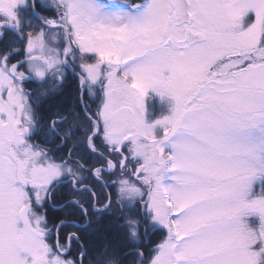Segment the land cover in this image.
I'll return each mask as SVG.
<instances>
[{"label":"rangeland","instance_id":"rangeland-1","mask_svg":"<svg viewBox=\"0 0 264 264\" xmlns=\"http://www.w3.org/2000/svg\"><path fill=\"white\" fill-rule=\"evenodd\" d=\"M206 2L215 5L208 11L217 18L218 27L228 43L243 52L255 53L264 34V0ZM46 3L49 9L56 11L58 17L53 18V23L59 24L61 30L45 27L29 17L24 11L28 0H0V26H10L21 32L23 39H19L16 45H23L19 48L21 52L25 44L29 49L27 71L0 70V90L7 89L8 92V99L0 100V113L5 117L0 120V152L4 153L0 157V259L3 264H59L63 259L52 249L51 224L47 217L46 225L45 214L29 203L33 194L41 201L48 197L51 205L59 207L55 204V195L58 190L65 189L71 197L69 201L80 204L83 215L91 221L87 216L89 208L107 207L104 202L108 193L101 185L127 179L129 184L115 185L111 199L112 208L120 210L116 204L124 209L130 208L135 195L119 191L130 185L129 168L121 173L116 155L117 149L125 143L132 149L129 155L137 158L134 163L143 161L140 171L145 173L144 186L153 189V204L164 222L168 221L167 209L174 205L180 210L201 209L186 222L184 235L199 230L211 231V236L206 242L187 249L180 259L218 258L222 264H255L252 254L244 249L257 238L253 231L256 220L264 222V199L249 197L244 200L242 193L249 184L255 188L264 175V151L257 148V145L264 144V59L256 55L251 57L257 68L243 88L226 82L233 74L239 73L243 56L229 59L222 51L217 52L204 64L184 73L190 80L202 79L209 65L214 64L212 70L221 83L215 94L207 98V106L199 118L185 129L188 136L180 147V156L175 167L167 173L170 178H165L164 186L157 192L154 186L159 183L160 169L155 162L170 158L153 148L156 124L152 121L157 117L176 116L174 106L179 100L180 93L176 91L179 86L167 84L153 72L134 77L130 87L135 90L137 108L141 113L145 112L146 103L147 120L133 121L128 112L134 110L127 106H121L119 111L109 106L102 114L98 112V106L101 87L106 81L110 95L115 97L117 94L115 67L127 62L125 56L129 51L156 43L158 32L167 24L166 15L154 12L152 21L137 34L127 24L117 27L90 24L91 10L85 7L83 0H46ZM60 7L64 10L62 17ZM252 12L257 16L256 26L250 31H242L241 22H246ZM42 17L48 21L49 17ZM62 25L67 27L69 40ZM76 48L80 49V54L74 55ZM66 53H69L67 64L79 72L81 81L88 85L87 91L81 87V106L91 125L82 129L87 146L97 129L92 120L98 121L100 126L93 147L101 154L88 149L104 161L93 170L80 162L58 163L47 152L48 147L39 145L34 141L35 137L29 140V128L34 131L36 126L32 98L20 90L19 83H13V78L22 80L26 75L31 77L30 83L40 80L44 83L48 79L59 81L66 69L62 61ZM81 64L83 69L77 67ZM122 79L127 80V76ZM158 88H164L167 94L157 95ZM86 92L96 101L95 111H90L85 103ZM95 105L90 104L92 108ZM158 122L178 129L185 127L182 119ZM95 140L103 148H97ZM112 167L116 168L115 174L107 171ZM87 192L91 195L89 203L85 198ZM169 196L174 197L172 203H161ZM84 203H88L89 208ZM127 220L134 222L136 217L129 215ZM160 264H166V257H161Z\"/></svg>","mask_w":264,"mask_h":264},{"label":"snow or ice","instance_id":"snow-or-ice-1","mask_svg":"<svg viewBox=\"0 0 264 264\" xmlns=\"http://www.w3.org/2000/svg\"><path fill=\"white\" fill-rule=\"evenodd\" d=\"M83 3L91 10L90 24H108L113 27L127 24L137 34L143 26L152 21L154 12H162L167 17V24L161 27L154 45L129 51L125 56L127 62L115 67V75L118 78L117 94L115 97L110 95L106 81L105 86L101 87L102 95L98 106V112L101 114L103 109L109 106L116 111H119L121 106H127L134 110V112H128L133 121L147 120L146 103L145 112L142 114L137 108L135 90L130 87L134 77L153 72L167 84L179 86L176 91H179L180 96L174 106L176 116L157 117L152 121L156 124V143L153 148L170 158L155 162L160 171L159 183L154 188L155 191L160 192L165 178H170L167 177V173L175 167L176 159L180 156L181 145L187 139L188 132L185 129L192 121L199 118L202 110L207 106V98L215 94L221 83L216 78L217 73L212 70L215 67L214 64L209 65V70L202 79L190 80L184 76V73L204 64L217 52L222 51L223 55L229 59L234 56H243L244 59L239 62V73L233 74L232 79L226 81L237 88H243L257 68L256 62L251 57L256 55L264 59V34L256 45L255 53L243 52L231 46L218 27L217 18L208 11L215 5L206 0H159V2L158 0H83ZM24 11L32 19L41 20L42 14L49 12L50 9L46 0H28ZM47 19L49 22L45 27L61 30L59 24L53 23V18ZM113 21L119 23L114 24ZM241 24L242 31L253 29L257 24L255 12L250 13L246 22L242 21ZM29 31H31L30 22ZM17 38L23 39L21 32L10 26H0V70L12 69L17 73L28 70V45L25 44L24 51L21 52L16 45ZM73 54H80V49H74ZM77 67L83 69L84 65H77ZM225 67L228 65L226 64ZM125 75L127 80L122 79ZM69 76H76V72L73 70L64 74L58 81V86L47 92L40 91L42 80L36 81L37 87L34 88L30 83L31 77L27 75L22 80L13 78V83H19L20 90L30 99L33 94H36L37 108H44L49 105V102H54L51 107L55 108L59 103L57 98L62 95ZM76 79L77 89L83 87L87 91L88 85L84 84L79 76H76ZM156 93L157 95L167 94L164 88H158ZM88 98L93 99L91 96ZM7 99V89L0 90V100ZM4 118V114L0 113V120ZM165 119H182L185 127L178 129L167 123L158 122ZM52 122L49 121L50 126ZM50 130L55 131L54 128ZM43 132L41 124L34 130L33 135L40 140ZM257 148L259 151H264V144L257 145ZM131 150L129 144L125 143L117 149L116 155L120 161L117 165L120 172L123 173L126 168H129L128 176L131 177L130 185L119 191L121 193L128 191L131 195H135L133 204L128 209L116 204L120 214L113 219L112 189L117 183L129 184V181L127 179L119 182L112 180L107 185H101L108 193V199L104 202L107 207L101 205L102 211L97 207L91 209L93 213L101 217L96 223L86 219L83 224L77 225L79 231L76 235L68 232L63 234V238L61 229L67 226L66 222L52 223L50 226L52 249L57 257H63L59 264H105V257H111L106 264H160L161 257H166V264H222L218 258L180 259L187 249L206 242L211 236V231L193 230L189 235H184L186 222L201 211L199 208L180 210L174 205L167 209L168 221L164 222L153 204V189L144 186L145 173L140 171V163L143 161L134 163L137 158L129 155ZM3 155L4 153L0 152V157ZM112 163L115 164V161ZM107 171L109 174H115L116 168H108ZM249 197L264 199V175L261 176L255 188L251 184L245 188L242 198L248 200ZM173 201L174 197L169 196L167 199H162L161 203L167 205ZM29 203H32L37 211L45 214L46 225L48 207L51 206L53 211H60L64 207V205L59 207L51 205L48 197L41 201L35 194L32 195ZM129 215L136 217L134 222H127L134 223L135 227H126L124 221ZM114 221H120V223ZM255 223L256 227L253 231L257 238L247 245L244 251L252 254L251 259L255 264H264V222L257 219ZM0 264H3L2 259Z\"/></svg>","mask_w":264,"mask_h":264},{"label":"trees","instance_id":"trees-1","mask_svg":"<svg viewBox=\"0 0 264 264\" xmlns=\"http://www.w3.org/2000/svg\"><path fill=\"white\" fill-rule=\"evenodd\" d=\"M60 11L62 17L64 15V10L62 9V7H60ZM42 15H45L49 18L58 17L56 11L52 9H50L49 12L43 13ZM33 20L37 21L39 24H42L39 20ZM18 41L19 38H17L16 42ZM18 48H23V45L20 44ZM68 72H70L68 69H64V74ZM31 86L35 88L37 87V84L31 82ZM57 86L58 80L48 79L42 84V86H40V91L47 92L51 89L56 88ZM35 95L36 94H33L32 97V105L36 116V126L34 127V130H36L42 124L44 132L42 133V138L40 140H37L36 138L34 140H36L39 145H41V142L42 144L46 145V147H48L47 152H49V154L57 161L62 160L64 163L71 161L76 164L80 162L82 166H89V168L91 166V170L101 166V163L104 161L103 158L99 157L98 154L92 153L85 143L86 136H84V132L82 129L83 127L87 128V126L90 125V122L87 120L81 106V88L79 90L77 89L76 76L68 77L66 85L63 87L62 95L57 98L59 103L55 108L51 107V104L54 102H49V105L45 106L44 108H37L35 104ZM88 97L89 95L86 92L84 95L85 103L89 107L90 111H95L96 101L94 99H89ZM91 103L93 106L95 105V107H93L94 109L90 106ZM50 120L53 121L51 126L49 125ZM52 126H54L53 128L55 129V131L50 130ZM95 145H97V148H103L100 143H97V140H95ZM84 163L87 165H84ZM91 170L89 171L91 172ZM75 193L78 194L80 192L76 191ZM68 196L69 195L65 193V189L59 191V193H56L55 204H62L64 205V207L60 211H53L52 207H48L47 219L49 224H52L56 221H68L71 219L75 220L78 225L83 224L82 222L86 219V217L83 215L82 209L79 208L80 204H70L69 202H67V200H70L71 197ZM85 196L86 200L89 203L91 196L90 193L87 192ZM104 198H106V195H104ZM88 203H84L85 207L87 208H89ZM111 211L113 213V219L116 215L120 214V210L118 209L112 208ZM88 213L89 214L87 216L91 218L92 223H96L101 218L100 216L94 215L90 208L88 209ZM114 222L120 223V221ZM127 222L128 220L126 216L124 223L126 227H130V224H128ZM78 231L79 229L77 228V225L75 223H67V226L61 229V236L63 238V234L65 233L73 232L76 234ZM104 259L106 264L107 260L111 259V257H105Z\"/></svg>","mask_w":264,"mask_h":264},{"label":"water","instance_id":"water-1","mask_svg":"<svg viewBox=\"0 0 264 264\" xmlns=\"http://www.w3.org/2000/svg\"><path fill=\"white\" fill-rule=\"evenodd\" d=\"M44 26L45 25H47L48 24V22L49 21H47V20H45V19H41V20H39ZM49 28H53V27H49ZM62 28L63 29H65L66 31H67V34H68V40H69V32H68V30H67V27L65 26V25H62ZM69 42V44H71V41H68ZM69 56V53H66L64 56H63V59H62V61H63V65H64V67L66 68V69H68L69 71H73L74 69L72 68V67H70L68 64H67V57ZM75 71V70H74ZM76 72V75H78V76H80V73L79 72H77V71H75ZM83 80V79H82ZM84 81V80H83ZM82 98H83V93H81V95H80V101L82 100ZM82 104V103H81ZM84 111H85V109H84ZM140 111H141V109H140ZM143 114V113H142ZM93 121V123L95 124V126L97 127V129H96V132L94 133V135H92L90 138H89V141H88V147H89V149L91 150V151H93V152H95V153H99V154H101L100 152H98V151H96L95 149H94V147H93V139H94V137L98 134V132H100V126H99V123H98V121H96V120H92ZM91 190V189H90Z\"/></svg>","mask_w":264,"mask_h":264},{"label":"flooded vegetation","instance_id":"flooded-vegetation-1","mask_svg":"<svg viewBox=\"0 0 264 264\" xmlns=\"http://www.w3.org/2000/svg\"><path fill=\"white\" fill-rule=\"evenodd\" d=\"M33 130L31 129V128H29V133H30V138H29V140L31 141L33 138H34V135H33ZM34 141H36V140H34ZM37 142V141H36ZM42 146H46V145H44V144H42V142L40 143ZM142 168L140 167V170H141ZM58 191H60V190H58ZM58 191H57V193H58ZM67 202H71V203H74V200L72 201H69V200H67ZM66 202V203H67ZM76 204H77V202H76ZM64 222H66V223H77L75 220H73V219H71V220H68V221H64ZM73 235H76L75 233H73V232H71Z\"/></svg>","mask_w":264,"mask_h":264}]
</instances>
